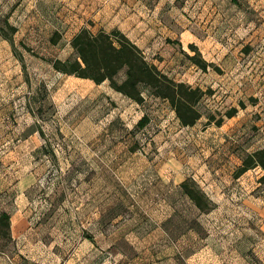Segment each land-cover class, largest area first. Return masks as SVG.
Segmentation results:
<instances>
[{
	"label": "rangeland",
	"instance_id": "1",
	"mask_svg": "<svg viewBox=\"0 0 264 264\" xmlns=\"http://www.w3.org/2000/svg\"><path fill=\"white\" fill-rule=\"evenodd\" d=\"M0 15L18 27L17 52L0 36V264H264V168L234 175L264 147V0H0ZM84 27L208 91L202 118L57 71Z\"/></svg>",
	"mask_w": 264,
	"mask_h": 264
},
{
	"label": "trees",
	"instance_id": "2",
	"mask_svg": "<svg viewBox=\"0 0 264 264\" xmlns=\"http://www.w3.org/2000/svg\"><path fill=\"white\" fill-rule=\"evenodd\" d=\"M17 32L18 27L10 18L0 15V36L10 41L16 52L14 37ZM58 35L56 33L51 38L54 44L59 40ZM189 46L193 54L187 52L185 54L192 63L205 71L214 65L203 57L198 46L193 43ZM72 47L74 48L72 56L64 60L59 58L51 60L57 71L91 79L97 84L108 81L115 91L140 104L146 101L147 96L167 100L182 126H193L202 118L199 105L208 91L170 77L156 64L148 61L143 50L122 30L114 28L107 31L101 28L93 31L84 27L74 35ZM216 69L219 68L216 66ZM237 112L238 108L232 107L226 115L233 117ZM214 121L220 126L224 117L216 119L211 115L207 123ZM148 122V116L144 115L137 123V127L143 128ZM257 166L264 168V147L244 157L234 175L238 178ZM181 187L201 212L213 209L212 201L194 179H185L181 182ZM3 223L10 227V215L7 212L0 214V225Z\"/></svg>",
	"mask_w": 264,
	"mask_h": 264
}]
</instances>
